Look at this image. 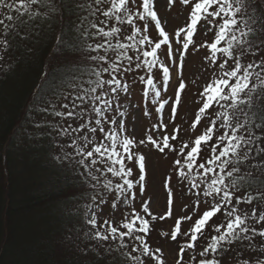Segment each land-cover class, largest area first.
<instances>
[{
	"label": "snow or ice",
	"instance_id": "6c2138e0",
	"mask_svg": "<svg viewBox=\"0 0 264 264\" xmlns=\"http://www.w3.org/2000/svg\"><path fill=\"white\" fill-rule=\"evenodd\" d=\"M176 3L186 15L174 33L182 47L174 49L157 0H0V61L39 41L53 26L58 47L70 54L63 78L29 107V123L37 138L50 139L52 161L95 192V207L114 193L111 208H129L120 220L98 222L88 206L86 235L96 242L89 246L96 264H166L162 247L153 248L148 237L152 222L174 216V177L180 195L193 199L170 231L160 233L177 244L173 264H228L224 257L233 246L257 253L245 258L237 251L234 264H264V12L253 0H166L169 8ZM201 31L212 33L211 41L197 43ZM162 46L166 59L159 54ZM190 48L207 50L208 75L191 132L206 123L199 135L180 140L185 130L174 122L187 89L183 72ZM174 75V98L165 99L162 93ZM130 76L145 86L143 96L158 117L139 140L128 134L124 119L122 100L136 83ZM144 115L152 113L145 108ZM140 148L175 156L173 173L163 184V215L151 212L149 200H142L140 210L133 207L146 190V155ZM201 239L207 242L198 250Z\"/></svg>",
	"mask_w": 264,
	"mask_h": 264
},
{
	"label": "trees",
	"instance_id": "16d2710c",
	"mask_svg": "<svg viewBox=\"0 0 264 264\" xmlns=\"http://www.w3.org/2000/svg\"><path fill=\"white\" fill-rule=\"evenodd\" d=\"M253 3L264 12V0ZM56 34L53 26L0 61V264H96L83 217L95 192L52 161L50 139L29 123V107L47 97L71 58Z\"/></svg>",
	"mask_w": 264,
	"mask_h": 264
},
{
	"label": "rangeland",
	"instance_id": "374dc122",
	"mask_svg": "<svg viewBox=\"0 0 264 264\" xmlns=\"http://www.w3.org/2000/svg\"><path fill=\"white\" fill-rule=\"evenodd\" d=\"M157 9L158 15L161 17L162 24L165 27L166 31L172 36V44L173 48L182 47L181 45L176 44V38L174 36L175 31L178 27L184 25V17L186 15V11L183 6L176 3L173 7L169 8L166 5V0H157ZM152 37L155 39L158 37V32H156L154 26L151 33ZM213 38L212 33H208L207 35L201 31L199 35L195 37L197 43H202L205 40L211 41ZM167 51L166 46H162L159 50V54L161 59H166L165 53ZM207 55L206 49H201L199 52L192 51L191 48L185 57V65H184V79L187 83V89L182 93V104L178 107V112L175 120V124L181 126V128L185 131L180 133V140H188L190 137L194 138L195 135H199L205 126V122H202L195 132H191L190 125L192 120L194 119L195 111L198 107L196 104V100L198 99V92L202 90V85L208 79L207 73L204 72L205 62L204 56ZM169 65H171V61H167ZM155 71V70H154ZM143 74V73H141ZM157 78H159L160 74L157 73ZM129 79H136V83L131 87V95L126 99L122 100L124 109L127 110V114L124 117L126 120V126L128 128V134L131 136H135L137 140L142 139L148 134L151 129V125L153 123L158 122L157 114L155 113V106H153L150 102V99L143 96L144 85L139 82L138 78L135 76H130ZM197 80V84L193 85L191 83L192 80ZM178 87V81L175 79V75L173 80L169 83L168 92L162 93L163 98L167 99L169 97L174 98L175 89ZM148 108V110L152 113L151 116L144 115V109ZM171 115L170 106H165L164 112V122H169V117ZM173 124H169L167 132L172 131ZM178 145V142H173ZM139 151H142L146 155V190L143 197L137 195V199L133 204L137 210H140L142 200H149L151 202L150 210L153 214L159 216L163 215L167 210V191L163 187L164 180L168 175L173 173L172 161L175 158L174 154L169 153L168 156H164L158 153L156 150L149 148H140ZM131 166V165H129ZM138 176V169L135 170ZM172 187L176 192L175 206H174V216L166 217L165 220H157L152 222L154 228L150 232L148 237L149 242L153 248L162 247L164 251V257L166 260V264H173L174 256L177 251V244L170 241L165 240V238L160 235L161 232L170 231V229L174 226L175 218H178L185 214L184 204L191 203V196H182L180 193L183 191L179 182L174 177L172 180ZM105 204L100 205V207H95L93 201L87 204L86 208L83 212V217L87 220L86 213L89 212V205H92V211L97 213L98 222H102L104 219L109 220H120L123 215L129 211V208L126 205H120L119 210L112 209L111 203L115 200L114 193H106L104 196ZM203 205H201V211H203ZM192 209L189 208L188 211ZM149 218V217H146ZM195 218V217H194ZM150 219V218H149ZM90 226L87 225V229L89 230ZM183 228L187 230L189 228V223L184 222ZM87 230V232H88ZM183 239V238H181ZM258 243L262 242L259 238L256 239ZM207 241L201 239L198 242V250L199 246L205 244ZM238 251H243V255L245 258L256 255L257 253L251 252L248 250H244L239 248ZM235 252H228L225 254V261L227 262H235L236 257H232Z\"/></svg>",
	"mask_w": 264,
	"mask_h": 264
}]
</instances>
